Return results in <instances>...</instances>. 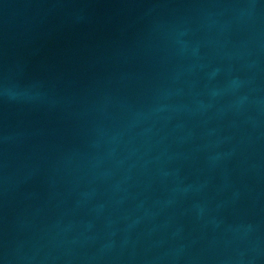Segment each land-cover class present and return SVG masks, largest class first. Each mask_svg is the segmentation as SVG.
Returning <instances> with one entry per match:
<instances>
[{
	"label": "water",
	"instance_id": "95a60500",
	"mask_svg": "<svg viewBox=\"0 0 264 264\" xmlns=\"http://www.w3.org/2000/svg\"><path fill=\"white\" fill-rule=\"evenodd\" d=\"M0 264H264V0H0Z\"/></svg>",
	"mask_w": 264,
	"mask_h": 264
}]
</instances>
